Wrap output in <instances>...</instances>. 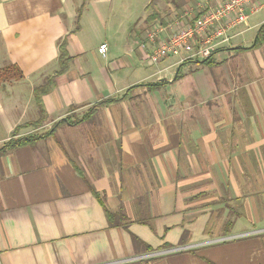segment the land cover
Returning <instances> with one entry per match:
<instances>
[{
	"label": "crops",
	"instance_id": "crops-1",
	"mask_svg": "<svg viewBox=\"0 0 264 264\" xmlns=\"http://www.w3.org/2000/svg\"><path fill=\"white\" fill-rule=\"evenodd\" d=\"M160 1L166 19L184 0ZM113 2L0 0V147L69 118L0 151V264H264V42L234 41L264 8L208 61L152 64L147 25L112 24ZM65 38L70 66L28 126Z\"/></svg>",
	"mask_w": 264,
	"mask_h": 264
},
{
	"label": "built area",
	"instance_id": "built-area-1",
	"mask_svg": "<svg viewBox=\"0 0 264 264\" xmlns=\"http://www.w3.org/2000/svg\"><path fill=\"white\" fill-rule=\"evenodd\" d=\"M264 8V0H193L173 8L166 19L155 20L140 42L150 63L186 53L185 59H204L232 38V30L250 12ZM107 44L99 46L105 53Z\"/></svg>",
	"mask_w": 264,
	"mask_h": 264
},
{
	"label": "trees",
	"instance_id": "trees-1",
	"mask_svg": "<svg viewBox=\"0 0 264 264\" xmlns=\"http://www.w3.org/2000/svg\"><path fill=\"white\" fill-rule=\"evenodd\" d=\"M157 18H162V19L164 18V17H162V12H160L159 10H155L150 15H148L147 21L151 22ZM77 28H79V23L77 24ZM263 42H264V23L260 26V28L257 31L256 39H255V42L253 45H251L249 47H237V49L238 50H245V49L255 48L256 46H260ZM59 50H60L59 68L54 72V74L47 76L44 79L43 83L38 85L34 89V94H35V98L37 101V105L41 111V117L38 121L27 123L26 125H28V126H33L34 128H39L40 126L44 125V122L47 120V115H46L47 111H46V108H45L44 103L42 101V97L44 94L49 93L55 87V84H56L55 76L66 72L70 66V63L72 61V56L70 55L68 48H67V38H65L60 43ZM210 58H211V56L204 58V62L208 61ZM7 74H8V67L0 68V80L6 79ZM125 96L126 95H124L123 97L108 98V99H104L102 101H99L98 103L93 105V107H91L89 113H87L84 117H82L81 119H78L77 121H75L73 123L76 124V123L84 121L86 118H88L90 116V114L92 112H95L99 107L109 105L113 102L121 100ZM74 107H75L74 105L71 106L70 110L74 109ZM68 119L65 121H68ZM65 121L62 120L60 122H55L52 125V127L46 132L33 133L31 135H28V136L18 135L20 130L24 127V125H20V126L15 128V130L12 133V137L7 142H5L2 145V147H0V151H3L7 148H14V147H17V146L23 145V144H30L31 142H33L35 140L50 136V135L54 134L56 132L58 126L60 124L64 123ZM108 216H109L110 224L116 225V222H117L116 219L119 217V214L108 211Z\"/></svg>",
	"mask_w": 264,
	"mask_h": 264
},
{
	"label": "rangeland",
	"instance_id": "rangeland-1",
	"mask_svg": "<svg viewBox=\"0 0 264 264\" xmlns=\"http://www.w3.org/2000/svg\"><path fill=\"white\" fill-rule=\"evenodd\" d=\"M152 1L150 4H149V0H114L113 3H115L116 5L120 6V9L118 11H116L115 14L112 15V19H111V23L112 24H117L119 25L120 29L124 30L128 25V20L130 18V21L132 22V18H136L135 20H137L138 22H141L140 25H147L145 27V32H146V29L148 28L149 24L152 23L151 22H148L147 21V17L148 15H150L153 11H155L156 9V6L159 4V6L164 9L165 8V3L161 2L160 0H150ZM159 1V3H158ZM186 1V0H184ZM184 1H177L175 3V7H172L173 8H180V6H182L183 2ZM193 1V0H191ZM148 2V3H147ZM149 4V9L145 15V18L142 19V17L144 16V11H145V4ZM129 6V9L127 11V15L129 14V16H126L125 15V12H126V8ZM158 7V6H157ZM168 10H171L170 8H168ZM172 11V10H171ZM138 15V17H137ZM163 15H165L163 13ZM162 15V16H163ZM264 16V9L262 11H260L258 14H256L255 16H253L252 18V23H255L257 22L259 19H261L262 17ZM132 17V18H131ZM143 21H142V20ZM160 20V19H158ZM132 27H134V23L132 24ZM256 29H253L251 30L249 33L247 34H244L243 36L239 37L238 39L234 40L235 42H238L239 40H244V41H249L251 40L252 38L255 37L256 35ZM125 35V32H122L121 33V36L123 37ZM255 40V39H254ZM176 57H179V56H176ZM176 57H173V58H176Z\"/></svg>",
	"mask_w": 264,
	"mask_h": 264
}]
</instances>
